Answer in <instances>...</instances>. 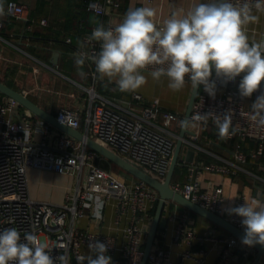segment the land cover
Listing matches in <instances>:
<instances>
[{
    "label": "built area",
    "instance_id": "obj_1",
    "mask_svg": "<svg viewBox=\"0 0 264 264\" xmlns=\"http://www.w3.org/2000/svg\"><path fill=\"white\" fill-rule=\"evenodd\" d=\"M113 5H117L114 0L89 1L90 9L101 16L107 15L109 7ZM5 12L18 20H31L27 5L17 1H9ZM40 23L48 26L47 19H42ZM115 25L111 22L105 27ZM89 36L85 37L86 47L78 52L94 55L99 52L100 45L99 42L89 41ZM150 71L151 68L146 70ZM97 77L92 73L93 85L85 87L89 92L88 105L81 103L76 107H64L56 115L58 120L82 131L86 137L106 145L164 181L181 130V116L173 111H165L159 98L147 101L139 92L133 94L139 108L125 109L97 91ZM212 78L216 79L214 73ZM228 83L216 79L214 98L201 87L191 116L197 112L222 115L229 111L236 133L227 140L236 137L251 139L257 142L256 149L246 153L237 144L233 158L219 156V164L205 166L195 159L188 162L186 147L195 149L196 153L205 150L196 143L205 126L189 127L194 134L187 136L181 154V164L187 169L186 179L175 181L171 186L185 198L243 228L241 217L225 214L223 189L204 188L201 179L204 169L235 173L250 158L256 159L264 153V128L250 120L251 108L245 105L246 98H241L238 89L227 88ZM224 86L225 91H221ZM21 108L13 98L6 97L0 103V231L15 227L23 237L26 231L34 230L48 244V251L54 259L67 254L70 264H78L80 258L89 253L88 245L95 241L107 246V255L111 256L112 264H141L153 220L151 210L159 201V192L142 180H128L115 174L111 168H104L98 162L101 155L85 142L36 115L22 117ZM210 124H213L211 119L207 126ZM31 169L69 175L75 179V184L61 202L38 200L31 194ZM245 201V198H241L234 207ZM107 205L114 209L115 227L120 232L118 235L82 228L80 221L85 217L101 223L105 219ZM167 205H173L169 214L171 219L178 221L175 241L188 247L182 253V258L192 259L195 264H208V250L197 246L203 239L195 234L189 211L178 215V203L170 200ZM219 240L223 244L216 264H231L243 244L242 240L233 235ZM147 264L181 263L173 257L170 248L156 242Z\"/></svg>",
    "mask_w": 264,
    "mask_h": 264
},
{
    "label": "crops",
    "instance_id": "obj_2",
    "mask_svg": "<svg viewBox=\"0 0 264 264\" xmlns=\"http://www.w3.org/2000/svg\"><path fill=\"white\" fill-rule=\"evenodd\" d=\"M9 1L11 0H2L4 12ZM13 1L27 5L31 20L29 22L18 20L6 12L0 16V81L23 92L40 107L55 115L64 107H76L81 103L88 105L89 92L85 87L93 85L92 73L96 74L95 65L90 60H86L83 67H80L75 63V55L86 47L85 37L91 35L93 27L98 23H103L105 26L111 22L118 24L128 9L142 6L155 8L157 22L162 23L174 10L181 8L187 10L193 3L208 2V0H114L117 5L110 6L109 13L101 16L90 9V0ZM42 19H47L48 26L40 23ZM248 27L250 37L256 40L264 38V14L260 15L257 23ZM80 72L85 75L81 76ZM144 73L148 75V72ZM241 78L242 76L235 82H229L227 88L238 89ZM153 86L156 87L155 93H150L152 91H149L148 85L142 86L135 92L143 94L147 101L160 98L165 111L182 112L181 105L184 104L186 91L180 93L170 90L166 78L155 81ZM185 87L187 90L189 88L192 90L190 83H186ZM96 88L98 92L125 109L139 108L133 99L134 92H121L114 82L98 78ZM225 89L224 86L221 91ZM160 91L168 99L163 100L158 95ZM261 92H264V85L251 97L245 99V105L251 108V104ZM176 97L179 101L174 100ZM20 114L24 117L33 113L22 107ZM197 142V145L206 151H197L195 160L201 161L205 166L219 164V156L223 158L234 156V149L230 148L233 140L220 139L218 132L214 133L212 127H204ZM249 146L250 144L243 149H249ZM190 148L186 147L187 150ZM253 150L254 148L251 147L246 152L250 153ZM100 159L105 160L102 156ZM29 174L31 194L38 200L61 202L66 192L75 184V179L69 175L37 169H31ZM122 176L128 180L137 179L128 175L122 174ZM201 179L204 188L223 189L224 210L227 215L228 209L233 208L241 198H245L246 201L254 197L264 199V153L256 159H249L242 165V169L235 173L204 169ZM179 180L182 178L180 177ZM186 211L188 210L179 205L177 214L181 215ZM169 213L165 216L168 218V225L165 229L159 230L156 242L170 248L173 257L181 264H195L192 259L182 258V253L188 247L175 241L178 221L171 219ZM190 216L195 234L203 239L197 246L208 250V264H216L223 244L219 239L229 238L232 234L198 214L194 216L190 213ZM80 224L82 228L109 235L120 233L115 227L114 209L111 205H107L105 219L101 223L85 217ZM257 257V250L242 244L231 264H254ZM258 264H264V256Z\"/></svg>",
    "mask_w": 264,
    "mask_h": 264
},
{
    "label": "clouds",
    "instance_id": "obj_3",
    "mask_svg": "<svg viewBox=\"0 0 264 264\" xmlns=\"http://www.w3.org/2000/svg\"><path fill=\"white\" fill-rule=\"evenodd\" d=\"M4 14L0 0V16ZM261 14L264 0L193 3L187 10H174L162 23L157 22V10L153 7L130 8L115 26L98 23L88 40L99 42V52L94 55L78 52L75 63L83 67L90 60L98 78L114 82L121 92H135L151 77L154 81L166 78L167 87L176 92L184 89L186 83L193 90L203 87L214 98L216 79L226 84L242 76L239 95L249 98L264 85V38L250 37L248 27L257 23ZM149 68L146 76L144 72ZM213 73L216 79L212 78ZM249 117L264 128V92L251 104ZM209 119L220 139L236 133L229 111L222 115L197 112L181 121L180 126L206 127ZM228 212L242 218L244 245L264 246V199L254 197ZM88 247L89 253L78 264H112L104 243L95 241ZM0 264H70V261L67 254L54 259L48 244L34 230L26 231L22 237L17 228L8 227L0 231Z\"/></svg>",
    "mask_w": 264,
    "mask_h": 264
},
{
    "label": "water",
    "instance_id": "obj_4",
    "mask_svg": "<svg viewBox=\"0 0 264 264\" xmlns=\"http://www.w3.org/2000/svg\"><path fill=\"white\" fill-rule=\"evenodd\" d=\"M55 63H57L56 60H55ZM199 91L200 89L193 90L192 88L187 110H186L183 120H186L191 116L192 109H193V106H194V103L196 101ZM0 93L4 94L8 98H13L17 100L22 107L29 110L34 115L49 122L54 127L71 135L72 137L76 138L79 141L85 142L89 146V148L96 151L106 161L121 167L124 171H126L133 177L146 182L147 184H149L150 186H152L154 189H156L159 192L160 198H159V202H158L157 209L155 212V216L152 220L150 229L148 231L147 240L144 246V255H143L141 264L148 263L149 256L153 250V247L156 244L159 230L165 229L168 225V218L164 216V211H165L167 202L170 200L175 201L176 203L186 208L187 210L195 212L198 215L208 219L212 223L222 227L223 229L231 233L233 236L242 240V237L244 236L243 228L238 227L237 225L229 221L224 216L219 215L215 212H212L208 210L207 208L201 206L200 204L185 198L183 195L176 192L171 186L173 183V178H174L176 168L182 162L181 154L185 147V140L187 139L188 135L194 134V132L191 131V129L181 127L179 137L177 139V143L175 146L174 154L171 160L169 171L166 175L165 180L161 181L155 176H153L152 174H150L149 172H147L146 170L140 168L135 163H132L129 159L124 158L123 156L118 154L116 151L107 147L106 145L92 138L86 137L82 131L78 129H74L60 122L55 114L43 109L38 104H36L34 101H32L26 94L10 87L9 85H7L6 83L2 81H0ZM195 156H196L195 149L190 148L186 156L187 161L193 162L195 159ZM252 248L257 250L258 252V257L256 258L254 262V264H258L261 257L264 256V246L256 244L255 246H252Z\"/></svg>",
    "mask_w": 264,
    "mask_h": 264
},
{
    "label": "trees",
    "instance_id": "obj_5",
    "mask_svg": "<svg viewBox=\"0 0 264 264\" xmlns=\"http://www.w3.org/2000/svg\"><path fill=\"white\" fill-rule=\"evenodd\" d=\"M2 30H3V29H2ZM0 31H1V28H0ZM4 97H6V96H5L4 94L0 93V103L5 99ZM208 126L213 128L214 133L217 131V128H216V126L214 125V123H213V124H210V125H208ZM217 132H218V131H217ZM199 138H200V137H199ZM217 139H218V137H217ZM198 140H199V139H198ZM198 140H196V143H198V142H197ZM237 144H240L242 149H243L244 147L248 146L249 144H250L249 149H250L251 147L254 148V149H256V147H257V142L254 141V140H251V139L241 140V139H239V138L236 137V138L233 139L232 144H230V148L235 150ZM213 147H215V146H213ZM249 149H243V150L246 152V151L249 150ZM246 153H247V152H246ZM250 159H251V158H250ZM98 162H99L104 168L110 169V167H111V169L113 170V172H114L115 174H117V175H119V176L122 175L121 173H117V172H115V170H114V166H117V165L112 164V163H110V162H108V161H106V160H101V159H99ZM186 170H187V169H186V166H185V165H183V164L178 165L177 168H176L175 174H174L173 182H175V181H180V180H179L180 177L182 178L181 181L185 180V179H186ZM128 176H131V175H128ZM121 177H123V176H121ZM132 177H133V176H132ZM158 202H159V201H158ZM158 202L156 203L155 208H154L153 210H151V217H152V218H154V216H155V212H156V209H157ZM180 206H181V205H180ZM172 208H173V205L169 206V205L166 204L165 211H164V216H166V215L168 214V212H170V209H172ZM183 208H184V207H183ZM184 209L187 210L186 208H184ZM188 211H189V210H188ZM189 212H190L192 215H194V216L197 215V213H195V212H192V211H189ZM215 225H216V224H215ZM216 226H218V225H216ZM157 239H158V236H157Z\"/></svg>",
    "mask_w": 264,
    "mask_h": 264
},
{
    "label": "rangeland",
    "instance_id": "obj_6",
    "mask_svg": "<svg viewBox=\"0 0 264 264\" xmlns=\"http://www.w3.org/2000/svg\"><path fill=\"white\" fill-rule=\"evenodd\" d=\"M146 72V71H145ZM145 75H147L146 73H144ZM149 83V84H148ZM146 85H148V87H149V91H152V92H150V93H155V86H153V85H155V81L153 80V81H151V79H148V82L145 84V86ZM150 85V86H149ZM183 91H186L187 92V95H186V97L184 98V104H182L181 105V108L183 109L182 110V112H176V113H178L180 116H181V118H182V120L184 119V116H185V113H186V110H187V106H188V102H189V98H190V93H191V88H189L188 90H187V88L186 87H184V89H182L181 91H179L180 93H182ZM164 93L163 92H158V95L163 99V100H166V99H168L165 95H163ZM160 99V98H159ZM161 100V99H160ZM174 100L175 101H179L178 99H177V97L176 98H174ZM161 102H162V100H161ZM175 105V104H174ZM114 170H115V172H117V173H121V174H123V175H130L129 173H127L126 171H124L121 167H119V166H114ZM122 176V175H121ZM132 176V175H131ZM251 262H253V261H251Z\"/></svg>",
    "mask_w": 264,
    "mask_h": 264
}]
</instances>
